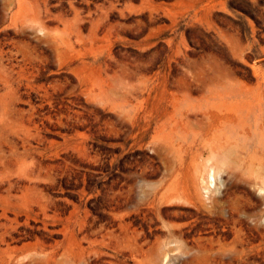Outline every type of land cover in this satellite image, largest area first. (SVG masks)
<instances>
[{
  "label": "rangeland",
  "instance_id": "obj_1",
  "mask_svg": "<svg viewBox=\"0 0 264 264\" xmlns=\"http://www.w3.org/2000/svg\"><path fill=\"white\" fill-rule=\"evenodd\" d=\"M0 264H264V0H0Z\"/></svg>",
  "mask_w": 264,
  "mask_h": 264
}]
</instances>
